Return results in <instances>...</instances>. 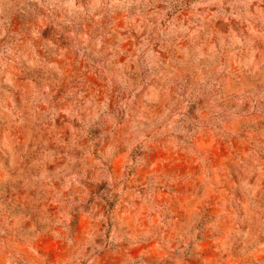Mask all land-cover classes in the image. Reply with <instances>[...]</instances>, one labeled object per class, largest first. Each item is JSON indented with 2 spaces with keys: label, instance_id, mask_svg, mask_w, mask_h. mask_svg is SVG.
I'll return each instance as SVG.
<instances>
[{
  "label": "rangeland",
  "instance_id": "374dc122",
  "mask_svg": "<svg viewBox=\"0 0 264 264\" xmlns=\"http://www.w3.org/2000/svg\"><path fill=\"white\" fill-rule=\"evenodd\" d=\"M0 264H264V0H0Z\"/></svg>",
  "mask_w": 264,
  "mask_h": 264
}]
</instances>
